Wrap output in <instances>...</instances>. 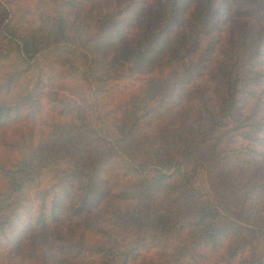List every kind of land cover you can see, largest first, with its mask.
I'll return each mask as SVG.
<instances>
[{"label": "trees", "instance_id": "obj_1", "mask_svg": "<svg viewBox=\"0 0 264 264\" xmlns=\"http://www.w3.org/2000/svg\"><path fill=\"white\" fill-rule=\"evenodd\" d=\"M0 0V264H264V0Z\"/></svg>", "mask_w": 264, "mask_h": 264}, {"label": "rangeland", "instance_id": "obj_2", "mask_svg": "<svg viewBox=\"0 0 264 264\" xmlns=\"http://www.w3.org/2000/svg\"><path fill=\"white\" fill-rule=\"evenodd\" d=\"M34 2H35V0H31V2H30V3H31V4H33Z\"/></svg>", "mask_w": 264, "mask_h": 264}]
</instances>
